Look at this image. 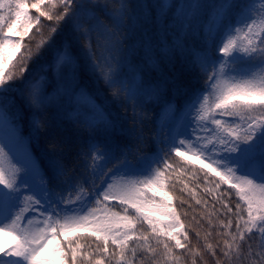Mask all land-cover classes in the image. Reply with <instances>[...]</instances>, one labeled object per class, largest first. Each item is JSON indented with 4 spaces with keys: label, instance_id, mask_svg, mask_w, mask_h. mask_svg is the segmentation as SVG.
I'll return each instance as SVG.
<instances>
[{
    "label": "snow or ice",
    "instance_id": "snow-or-ice-1",
    "mask_svg": "<svg viewBox=\"0 0 264 264\" xmlns=\"http://www.w3.org/2000/svg\"><path fill=\"white\" fill-rule=\"evenodd\" d=\"M30 9L38 15H30ZM253 10V0H180L175 5L154 0L136 6L120 0L116 8L110 0H0V157H10L14 167L9 176L0 166V220L11 221L0 233L17 241L11 250L0 245L5 257L0 264H108L104 257L117 256L118 264H136L144 253L149 264H161V245L164 264H179L176 249L201 255L182 242L189 237L173 206L179 183L174 177L197 165L204 183L213 185L209 192L223 198L233 189L239 197L235 212L222 204L236 217L235 232L231 219L222 221L227 230L218 233L223 247L208 244L205 250L215 264H264V80L247 78L264 70V38L256 30ZM258 14L264 16V9ZM41 17L52 23L41 25ZM37 25L38 32L44 27L49 32L33 51L24 39ZM241 26L247 30V45L237 48L230 39L219 48L232 65L226 74L230 79L221 83L210 51L201 54L193 42L201 40L210 48L217 35H231ZM22 47L27 58L21 54L12 63ZM29 63L40 64L44 72L36 83L25 76ZM197 71L219 91L212 109L219 110L216 115L209 122L205 109L163 137L154 132L146 138L143 125L154 106L170 107L187 96ZM100 82L114 101L131 105L130 120L95 102L90 86ZM197 103L190 101V107ZM40 137L47 141L46 151L37 155L31 145ZM173 155L183 159L174 162ZM117 176L146 178L129 180L114 193L110 181ZM33 186L42 198L32 194ZM187 188L184 184L179 191ZM72 193H79L74 207ZM110 200L126 205L122 215L111 211ZM22 202L47 213L45 226L35 233L21 227ZM95 205H104L107 214L95 216ZM90 206L92 212L84 215ZM157 213L168 223L153 219ZM79 229L95 237L88 246L94 245L93 251L81 252L84 237L69 238ZM257 234L258 250L237 242Z\"/></svg>",
    "mask_w": 264,
    "mask_h": 264
},
{
    "label": "trees",
    "instance_id": "trees-1",
    "mask_svg": "<svg viewBox=\"0 0 264 264\" xmlns=\"http://www.w3.org/2000/svg\"><path fill=\"white\" fill-rule=\"evenodd\" d=\"M246 1L247 0H243V2ZM34 2L35 0H29V4ZM110 2L113 8H116L119 6L120 0H110ZM128 2L132 6H136L142 2L152 4L154 0H128ZM178 3H180V0H170V4L172 5ZM45 7H47V5H45ZM30 14L35 17L37 12L35 9H30ZM51 23L52 22L47 21L43 17L41 18V25L47 26ZM39 27L40 25H37L36 27L32 28L30 34L27 36V38L24 39V45H27V47L32 48L33 51L35 50V46L40 43L41 37L46 38L49 32V29L47 27L42 28L41 31L38 32L37 28ZM238 32L239 31L234 32L231 35H226V40L224 43H227L230 39L236 41L238 37ZM217 37L218 36H216V38ZM216 38L211 42L210 48H206L201 40H195L193 42V46L194 48L199 50L201 54H206L210 51L212 60L216 61V67L214 71L216 73L222 72L223 76L228 77L226 74L230 71L232 65L227 63L229 57H223L222 54L219 52V48L222 47L221 43L224 38H219V42L216 41ZM21 54H25V59L27 58L26 49L24 47H22L21 53L17 55V58L12 63L16 64L19 61ZM43 74L44 72L42 71V67L40 64L33 65L32 63H29V72L25 73V76L28 77V80L31 83H36L39 81L40 76ZM247 78L253 79L256 82H260L261 80H264V70L257 69ZM190 80L192 87L188 90L187 96H182L178 100L173 101V104L170 107L154 106L153 110L150 112V119L143 125V132L146 138L150 140L154 132L158 133L161 137H163L165 133L169 132L170 129L175 127L174 124L171 123V121H167V116H169L171 111L173 110L175 112L174 117L176 119H181L179 121L180 123H182L181 126L184 123H187L189 119H192L193 117L197 116V112L195 111V109H192L190 107V101H192V96L194 92L196 90L201 91L202 88H208L210 89V93H212L213 89L211 88V82L209 81L206 84L207 77L202 75L199 71H197L190 78ZM15 82L17 84L21 83L19 80H16ZM21 87H25V85H21ZM90 90L95 96V102L97 104L103 105L109 111L113 112L115 115H119L122 119H125L126 121L130 120L131 105H122L114 101L111 95L109 94L108 89L104 87L102 82H100L99 84L93 83L90 86ZM217 93L219 94L218 90ZM16 94L17 93L14 92L11 95ZM217 96H215V94H212L211 97L208 98L207 104H205V102L203 101L202 106L199 110L200 114H204L205 109L212 111L214 104L217 101ZM189 112H191V116L189 115ZM215 112L217 113L218 110H215ZM217 118L224 120L231 119L228 117L219 116H217ZM196 122L199 124L204 123V121H199L198 119ZM27 134V129H25L24 135L27 136ZM201 135H203V133H201ZM46 143L47 141L44 137H40L38 141L33 140L31 145V151L37 155H42L46 151ZM150 148L151 145H149V149ZM172 159L174 162H179L182 160L181 157H175L174 155ZM77 166L78 168H80V171H83V168L79 164ZM134 178H136L137 180L145 179L146 177L141 176ZM174 179L179 180V183L177 184L175 194L173 195V206L176 207L181 222L185 225L184 230L187 231V235L189 237L188 241L182 240V242L188 244L189 248H191L195 252L201 253V255L193 256L190 253L186 252L184 249H176L174 251V254L180 256L179 264H192L193 259H195L196 264H215L216 258L212 257L211 253L207 252L205 249L208 244H211L215 249L223 247L224 237L218 235V233H222L227 230L221 227L222 221L224 223H227V220L231 219L233 221V228L231 229V231L235 232L234 225L236 219L232 218L227 213L226 209L222 207V204L227 203L228 206L233 209V212H235L237 202L236 197L233 196V192L230 189L226 188L224 185H222V189H228V195L226 197L220 198L219 192L216 191L209 192L208 189L212 188L213 185L205 184L202 173L196 168L189 169L185 175L175 176ZM184 184H187L188 188L185 189L183 193H181L179 189L182 188ZM156 198L160 199L159 196H157ZM181 200H183V203H181ZM197 200H200L201 203L197 204ZM108 205L111 206L112 212H117L121 215L123 214V207H126V205L121 206L119 202L110 203ZM95 207L97 209L94 213L95 216L104 217L107 214L104 205H95ZM130 211L134 210L130 209ZM85 212L88 215L90 212H92V207H88ZM53 219L55 220L56 218L54 217ZM59 219L60 222L63 223V220L61 218ZM159 221L161 224L168 223V221L166 219H163V217H161ZM144 227L147 228L146 225ZM197 233H199L198 236ZM76 236L85 238L80 241V243L84 245V248L81 249V252H84L86 250H94V245L91 249H89L88 247L89 244H91V242L95 239V237L90 236L89 232L85 231L84 229H79L78 231L71 234L69 238L75 239ZM60 239L61 241H63L64 237L61 236ZM237 242L244 243L245 248H247L246 242ZM151 244L153 247H156V243L154 240L151 241ZM158 251L161 253V256L158 259H160L161 264H164L162 245L159 247ZM143 255L145 258L141 260L140 254H138L136 264H149L150 257H148L146 253H144ZM96 257L101 258L98 253L96 254ZM3 258L4 256L0 255V260H3ZM104 259L108 261V264H118L119 257L117 256L116 258L111 259L109 257H104ZM168 264H172V262L169 261Z\"/></svg>",
    "mask_w": 264,
    "mask_h": 264
},
{
    "label": "rangeland",
    "instance_id": "rangeland-1",
    "mask_svg": "<svg viewBox=\"0 0 264 264\" xmlns=\"http://www.w3.org/2000/svg\"><path fill=\"white\" fill-rule=\"evenodd\" d=\"M262 0H256V2H261ZM256 30L258 32H261V34L264 31V16H259L258 18H256ZM246 28L244 33L246 32ZM243 37H245V35H243ZM243 42L242 39H240L237 44ZM193 139H195V137H193ZM188 144H190V141L186 142L185 146H181V150L184 151L185 148L188 147ZM178 146H179V141H178ZM0 166H2L6 173L11 176L14 172V167L13 164L11 162L10 157L8 156H4V157H0ZM129 180H134L132 179V177H114L110 182L113 184V188L112 191L114 193L119 192L120 186L129 181ZM32 194L35 195L37 198H42V192L41 190L36 187L33 186L32 188ZM28 205V204H27ZM28 213H27V218L25 217V221L23 222L24 218L21 220V227L25 228L26 230L30 231V232H37L40 228L44 227V222L47 220V213H40L38 211L35 210V208H32V205L29 204L27 206ZM79 212L77 211L75 213L76 216H79ZM64 215V213H63ZM71 215V214H70ZM31 220V223L29 224L28 221ZM23 223H25L23 225ZM11 225V221H2L0 220V227H10ZM17 243V241L13 238V236H9L6 235L5 233H0V244L4 246V248L6 250H11L12 247L15 246V244Z\"/></svg>",
    "mask_w": 264,
    "mask_h": 264
}]
</instances>
